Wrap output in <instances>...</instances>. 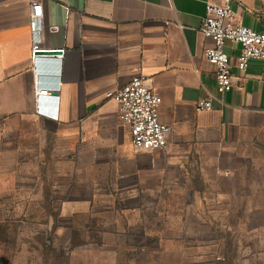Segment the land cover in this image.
<instances>
[{"label": "crops", "instance_id": "crops-1", "mask_svg": "<svg viewBox=\"0 0 264 264\" xmlns=\"http://www.w3.org/2000/svg\"><path fill=\"white\" fill-rule=\"evenodd\" d=\"M209 2L221 0H43L42 47L56 52L45 71L31 58L30 0H0V220L30 214L55 247L77 240L73 259L264 264V64L241 75L227 41L235 85L217 93L200 32ZM232 9L264 33V0ZM140 67L172 127L164 149L135 150L106 97ZM36 77L60 89L38 102ZM212 94L213 109L197 110Z\"/></svg>", "mask_w": 264, "mask_h": 264}, {"label": "built area", "instance_id": "built-area-1", "mask_svg": "<svg viewBox=\"0 0 264 264\" xmlns=\"http://www.w3.org/2000/svg\"><path fill=\"white\" fill-rule=\"evenodd\" d=\"M42 1L30 0L29 28L31 58L34 66L40 60L41 62L49 61L47 58L56 53L55 50L42 47L43 34L46 30ZM232 1L221 0L220 3H207L200 26L202 35L213 42L212 46L205 49L204 55L207 62L215 68L216 91L219 94L230 92L235 85L230 57L225 52L227 41L240 46L237 68L241 75L246 74L252 60H258L264 64V33L239 23L232 9ZM49 30L58 32L59 27L50 26ZM58 51L60 54L58 56H63L65 53L64 49ZM59 89L60 85L53 87L42 85L36 77L35 90L38 102ZM106 97L117 103L119 120L129 129L131 144L135 150L152 151L167 147L172 127L161 122L159 111L162 98L149 87L141 67L126 85L107 92ZM215 98L216 96L212 94L208 98L197 100V110L211 111ZM61 250L70 253L69 246L62 247Z\"/></svg>", "mask_w": 264, "mask_h": 264}, {"label": "rangeland", "instance_id": "rangeland-1", "mask_svg": "<svg viewBox=\"0 0 264 264\" xmlns=\"http://www.w3.org/2000/svg\"><path fill=\"white\" fill-rule=\"evenodd\" d=\"M31 220L30 214L24 215L22 222L20 217L3 218L2 216L0 220V264H83L84 262L81 261L83 257L87 263L89 262L88 264H114V256L111 253L96 258L89 254L80 259L78 257L73 259L75 257L63 252L62 247H55L52 239L37 234L34 231L36 227ZM64 242L75 246L77 240H65ZM238 258V255L219 254L199 256L196 261L200 264H238ZM169 262L174 263L173 256H169Z\"/></svg>", "mask_w": 264, "mask_h": 264}, {"label": "water", "instance_id": "water-1", "mask_svg": "<svg viewBox=\"0 0 264 264\" xmlns=\"http://www.w3.org/2000/svg\"><path fill=\"white\" fill-rule=\"evenodd\" d=\"M43 69L45 71H49L51 69V65H50V62L49 61H44L43 62Z\"/></svg>", "mask_w": 264, "mask_h": 264}, {"label": "trees", "instance_id": "trees-1", "mask_svg": "<svg viewBox=\"0 0 264 264\" xmlns=\"http://www.w3.org/2000/svg\"><path fill=\"white\" fill-rule=\"evenodd\" d=\"M69 247L72 248V245L69 244Z\"/></svg>", "mask_w": 264, "mask_h": 264}]
</instances>
